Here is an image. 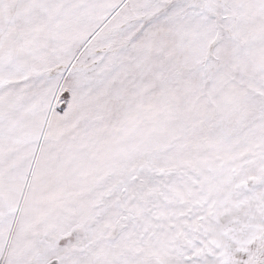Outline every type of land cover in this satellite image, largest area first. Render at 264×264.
<instances>
[{"label":"snow or ice","instance_id":"obj_1","mask_svg":"<svg viewBox=\"0 0 264 264\" xmlns=\"http://www.w3.org/2000/svg\"><path fill=\"white\" fill-rule=\"evenodd\" d=\"M0 264H264V0H0Z\"/></svg>","mask_w":264,"mask_h":264}]
</instances>
